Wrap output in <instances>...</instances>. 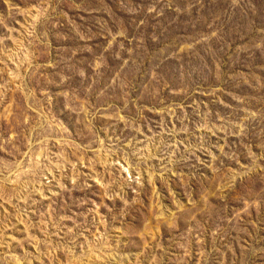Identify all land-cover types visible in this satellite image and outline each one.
<instances>
[{"label": "rangeland", "instance_id": "1", "mask_svg": "<svg viewBox=\"0 0 264 264\" xmlns=\"http://www.w3.org/2000/svg\"><path fill=\"white\" fill-rule=\"evenodd\" d=\"M0 264H264V0H0Z\"/></svg>", "mask_w": 264, "mask_h": 264}]
</instances>
